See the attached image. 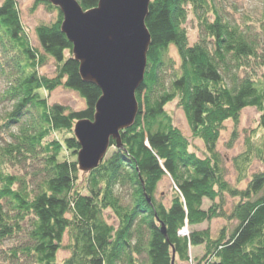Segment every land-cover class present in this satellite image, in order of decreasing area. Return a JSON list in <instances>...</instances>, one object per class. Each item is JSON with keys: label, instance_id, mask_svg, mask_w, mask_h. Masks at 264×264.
Wrapping results in <instances>:
<instances>
[{"label": "trees", "instance_id": "1", "mask_svg": "<svg viewBox=\"0 0 264 264\" xmlns=\"http://www.w3.org/2000/svg\"><path fill=\"white\" fill-rule=\"evenodd\" d=\"M34 1L57 12L55 21L36 26L38 46L16 0L0 2L1 101L8 104L0 112V135L6 136L0 143V249L17 238L5 253L8 264H172L173 252L174 264H264V171L253 173L244 189L232 186L216 147L225 122L236 126L248 107L257 110L264 134V40L258 32L225 17L216 0H151L145 20L151 45L135 93L138 113L119 132L121 147L110 138L98 166L82 171L73 127L93 119L101 91L80 77L59 9ZM77 1L87 10L99 0ZM189 13L198 25L192 42L185 28ZM171 46L179 57L176 67ZM49 59L55 65L51 77L39 72ZM168 67L174 73L167 80ZM61 86L76 91L84 107L49 103ZM173 100L189 136L165 108ZM196 139L204 145L202 156L191 148ZM247 141L234 158L238 182L248 178L253 160L264 165L262 144ZM166 176L168 205L156 197ZM227 195L236 198L231 206ZM214 218L225 221L216 236L208 228L178 234L183 226ZM191 247L201 249L192 259ZM62 249L68 256L58 262Z\"/></svg>", "mask_w": 264, "mask_h": 264}, {"label": "water", "instance_id": "2", "mask_svg": "<svg viewBox=\"0 0 264 264\" xmlns=\"http://www.w3.org/2000/svg\"><path fill=\"white\" fill-rule=\"evenodd\" d=\"M48 1L62 14L61 31L72 44L80 77L101 91L93 119L73 127L79 169L89 171L105 157L110 138L121 147L119 131L138 113L135 93L144 80L151 45L145 24L151 0H99L87 10L77 0ZM161 231L166 234L164 227Z\"/></svg>", "mask_w": 264, "mask_h": 264}, {"label": "rangeland", "instance_id": "3", "mask_svg": "<svg viewBox=\"0 0 264 264\" xmlns=\"http://www.w3.org/2000/svg\"><path fill=\"white\" fill-rule=\"evenodd\" d=\"M2 0H0L1 2ZM21 22L30 36V40L33 45L38 46V42L35 35V28L39 24L51 23L55 21L57 12L55 10H50L44 4H37L34 0H16ZM216 8L231 21H235L243 25L247 24L252 31L258 32L261 38L264 40V0H216ZM186 31L189 34V40L192 42L197 38L198 25L196 17L189 13L185 22ZM73 52V48H72ZM168 55L172 58L174 62V67L179 64V57L174 47L169 48ZM74 56V53H73ZM79 62V61H78ZM54 62L49 59L46 65L39 69L41 74L46 76H54ZM174 73V69L168 67L165 71V79H170ZM4 81L0 77V112L4 108L8 107L6 102L1 101V92L3 90ZM99 99V98H98ZM49 103H60L65 107L73 110L82 109L84 107L83 99L78 95L76 91L65 88L63 86L57 87L48 96ZM167 112L171 115L173 123L177 126L185 135H190L189 125L186 121L183 111L178 107L177 101L173 100L165 106ZM258 117L259 114L257 110L253 107L245 108L241 111L239 115V120L237 125L229 120L225 122V127L220 133V137L217 142V150L222 155L223 166L225 168L226 180L232 185L239 189H244L250 179V176L258 171H264V165L258 161L253 160L251 166L247 171L248 178L242 179L238 182V174L234 166V158L246 150L247 140H251L254 143H261L264 148V134L258 128ZM123 130V129H122ZM120 130V131H122ZM119 131V132H120ZM5 134L0 135V143L5 138ZM250 141V142H251ZM194 145L192 150L196 154L202 156L204 153V145L202 141L196 139L193 141ZM107 154V153H106ZM106 156V155H105ZM172 195L171 181L168 176L164 177L158 184L156 197L157 200L162 201L164 204L168 205ZM236 198L231 196H226L227 206H231ZM209 201L205 199L203 201V207L209 205ZM108 214V213H107ZM110 214V213H109ZM110 222L115 221L112 215L108 216ZM236 222V221H235ZM232 222V225L235 224ZM225 221L220 218H214L209 222H204L200 225L193 226L190 228L187 225L188 231L190 229L200 230L203 228H208L212 236H216L220 228L224 225ZM66 241V240H65ZM17 243L16 239H7L3 243V249H0V264H8L9 259L6 257L5 253L8 252V247L13 246ZM199 247H191L189 250L190 258L192 259L196 254ZM68 256L66 250H59L57 255L58 262H61L64 257ZM178 264H191L190 260L188 262H177Z\"/></svg>", "mask_w": 264, "mask_h": 264}, {"label": "built area", "instance_id": "4", "mask_svg": "<svg viewBox=\"0 0 264 264\" xmlns=\"http://www.w3.org/2000/svg\"><path fill=\"white\" fill-rule=\"evenodd\" d=\"M178 234H179V235H182V236H187V235H189V231H188L187 226H183V227L178 231Z\"/></svg>", "mask_w": 264, "mask_h": 264}, {"label": "crops", "instance_id": "5", "mask_svg": "<svg viewBox=\"0 0 264 264\" xmlns=\"http://www.w3.org/2000/svg\"><path fill=\"white\" fill-rule=\"evenodd\" d=\"M201 249L200 248H198V251H200Z\"/></svg>", "mask_w": 264, "mask_h": 264}]
</instances>
